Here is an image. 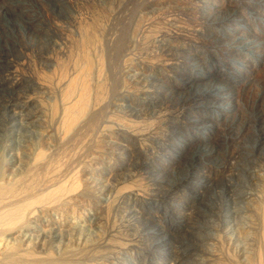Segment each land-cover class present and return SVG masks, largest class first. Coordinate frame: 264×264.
Masks as SVG:
<instances>
[{"label":"rangeland","instance_id":"obj_1","mask_svg":"<svg viewBox=\"0 0 264 264\" xmlns=\"http://www.w3.org/2000/svg\"><path fill=\"white\" fill-rule=\"evenodd\" d=\"M0 264H264V0H0Z\"/></svg>","mask_w":264,"mask_h":264}]
</instances>
